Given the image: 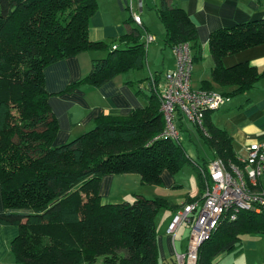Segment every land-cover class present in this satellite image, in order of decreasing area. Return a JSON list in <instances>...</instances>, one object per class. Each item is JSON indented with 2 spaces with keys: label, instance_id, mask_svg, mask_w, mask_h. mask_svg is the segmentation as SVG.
<instances>
[{
  "label": "trees",
  "instance_id": "16d2710c",
  "mask_svg": "<svg viewBox=\"0 0 264 264\" xmlns=\"http://www.w3.org/2000/svg\"><path fill=\"white\" fill-rule=\"evenodd\" d=\"M96 8L97 0H0V224L18 228L10 242L17 264H165L158 257L154 215L173 206L162 197L139 195L102 202L99 187L106 174L137 173L143 184L157 185L163 171L174 175L189 165L201 183L190 201H201L200 169L210 160L195 163L180 139L162 134L157 76L154 87L148 78L144 84L151 92L145 106L127 116L100 113L92 128L54 144L58 124L44 83L49 64L81 52H106L92 59L89 73L68 85L69 91L81 84L97 88L144 63L137 29L108 43L89 39ZM157 16L167 45L187 43L199 50L197 29L183 9L161 0ZM263 42L264 19L210 34L212 77L234 87L222 94L243 93L263 74L246 62L225 67L221 58ZM209 112L203 129L196 128L212 159L241 164L231 136L209 121ZM255 234L264 239V211L244 210L221 220L200 245L197 264L241 251L242 238Z\"/></svg>",
  "mask_w": 264,
  "mask_h": 264
},
{
  "label": "crops",
  "instance_id": "0c3cea01",
  "mask_svg": "<svg viewBox=\"0 0 264 264\" xmlns=\"http://www.w3.org/2000/svg\"><path fill=\"white\" fill-rule=\"evenodd\" d=\"M160 1L97 0L96 11L90 18L88 37L92 41L108 43L120 39L131 29H137L141 35L140 41L145 44V56L147 55L146 71H142V76H137L136 72H139L144 64L138 70L116 75L97 88L81 84L66 91L68 85L89 73L92 59L104 56L105 51L81 52L57 60L44 69L49 107L58 124L54 144L65 143L92 128L94 120L100 113L127 116L132 110L145 106L148 101L147 95L151 93L148 84L144 85L148 79L152 85L155 83L154 77L157 76V86L162 85L165 73L174 68L175 59L172 47L165 43V29L157 16ZM169 1L183 9L197 29L199 50L191 49L192 55L196 56L191 73L192 88L218 92L232 91L233 86L222 87L212 77L214 63L208 45L210 34L218 29L264 19V0ZM133 13H139L141 24L133 21ZM147 35L153 37L149 43ZM156 37L161 39L159 43ZM221 61L225 67L246 62L263 74L249 90L237 95H228V101L219 109L209 112V121L231 136L237 156L244 158L249 143L264 142V42L225 55ZM207 84L209 89L205 88ZM177 120L179 125L177 122L176 124L180 131L184 119L177 116ZM186 152L200 165L209 161L199 159L191 149ZM192 170L196 175L198 192L194 193L191 190L180 201L166 199L173 208L165 210L162 228L156 235L158 257L165 264H174L175 254L183 253L186 249L187 223H182L178 227L173 240L167 228L181 206L194 202L195 200H190L196 199L200 194L199 174L193 167ZM175 178V174L163 171L160 186L165 188L180 186ZM145 186L147 185L141 182V177L137 173L106 174L101 179L99 194L102 202L129 201L128 198L134 199L136 195L151 198L146 194ZM3 210L0 189V213ZM17 233L16 226L0 224V264H17L10 251V242ZM241 244V251L219 255L213 264H264V239L261 235H245Z\"/></svg>",
  "mask_w": 264,
  "mask_h": 264
},
{
  "label": "built area",
  "instance_id": "2783aa9c",
  "mask_svg": "<svg viewBox=\"0 0 264 264\" xmlns=\"http://www.w3.org/2000/svg\"><path fill=\"white\" fill-rule=\"evenodd\" d=\"M132 19L141 24L139 13H133ZM152 40V35H147V43ZM172 50L175 66L165 73L164 82L157 86V90L164 121L162 134L179 139L177 116L203 129L205 113L219 109L229 96L218 91L192 88L193 59L189 44H176ZM239 160L241 164L213 158L205 169H200L204 178L201 201L185 204L167 228L173 240L182 223L190 227L186 249L175 254V264H197L200 245L221 220H233L244 210L264 211V142L249 143L246 156Z\"/></svg>",
  "mask_w": 264,
  "mask_h": 264
},
{
  "label": "rangeland",
  "instance_id": "374dc122",
  "mask_svg": "<svg viewBox=\"0 0 264 264\" xmlns=\"http://www.w3.org/2000/svg\"><path fill=\"white\" fill-rule=\"evenodd\" d=\"M156 41L158 43L161 41V39L156 37ZM153 45H151L152 47ZM147 56V55H146ZM146 56L144 57V67L138 72H136V75L142 76L143 72L146 71ZM161 71H163L161 69ZM177 124L179 125V121H176ZM197 126L192 123L188 119H184V122L182 124L181 130H180V141L182 145L186 148V150L191 149L194 153V155L197 157L199 156V159H206V160H211L213 155L210 149L204 144V142L201 140L200 136L198 135L197 132ZM75 137V136H74ZM72 137V138H74ZM202 174V173H201ZM176 175V182L177 184H180V186L176 187H168L165 188L164 186H160V184H157L156 186H151L147 185L145 186L146 188V194L153 197H162L168 200L170 198L171 200H182L185 198L187 194H189L192 190L194 193L198 192V186H197V180H196V175L192 170V167L189 165H184L179 169V171L175 174ZM202 181H204L203 175H202ZM204 187V184H203ZM202 197V194L200 195V198ZM127 200L132 201V197L128 198ZM199 200V199H198ZM198 200H195L194 202H197ZM192 203V202H190ZM185 205V204H184ZM181 206V209L179 211L183 210V206ZM165 208H160L154 215V222H155V228H156V235L160 232L162 228V223L164 220V212ZM178 211V212H179ZM188 225V224H187ZM186 238L189 230V225L188 227L186 226ZM180 234L178 235V237Z\"/></svg>",
  "mask_w": 264,
  "mask_h": 264
}]
</instances>
